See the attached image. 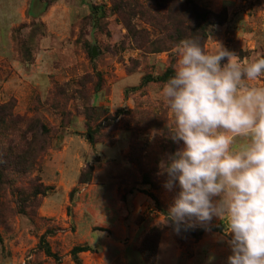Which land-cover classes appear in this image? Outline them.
Here are the masks:
<instances>
[{
  "label": "rangeland",
  "instance_id": "374dc122",
  "mask_svg": "<svg viewBox=\"0 0 264 264\" xmlns=\"http://www.w3.org/2000/svg\"><path fill=\"white\" fill-rule=\"evenodd\" d=\"M193 1L228 12L205 51L264 57V0ZM132 38L112 0H0V264H76L79 245L94 251L80 254L81 264H147L148 238L155 264H226L223 221L180 234L169 223L179 187H163V165L183 142L171 137L164 83L139 86L177 55ZM250 83L264 87V78ZM82 174L91 182L80 184ZM221 225L224 232L211 229ZM43 239L59 260L46 256Z\"/></svg>",
  "mask_w": 264,
  "mask_h": 264
},
{
  "label": "clouds",
  "instance_id": "9594fccd",
  "mask_svg": "<svg viewBox=\"0 0 264 264\" xmlns=\"http://www.w3.org/2000/svg\"><path fill=\"white\" fill-rule=\"evenodd\" d=\"M174 51V74L161 89L172 140L183 142L163 165V187H179L169 223L180 234L218 218L230 237L226 264H264V87L250 83L264 78V58L241 62L195 39ZM240 136L247 143L236 150Z\"/></svg>",
  "mask_w": 264,
  "mask_h": 264
},
{
  "label": "trees",
  "instance_id": "16d2710c",
  "mask_svg": "<svg viewBox=\"0 0 264 264\" xmlns=\"http://www.w3.org/2000/svg\"><path fill=\"white\" fill-rule=\"evenodd\" d=\"M112 5L114 13L126 24L129 34H132V39L139 43L141 49L154 48L151 50L153 53L172 52L176 45L184 39H195L205 49L211 30L217 26L225 25L228 20L227 10H222L221 12L211 11L199 6L193 0H112ZM137 20L148 25L151 31L134 25L133 21ZM142 39L145 40V43L140 42ZM175 64L176 62L173 60L166 72L161 76L152 77L149 75L144 77L139 88L149 83H165L174 74L173 69ZM167 108L161 106L159 109L161 113L158 118L161 121L164 110ZM93 112L95 115L107 114L101 107H95ZM98 118L100 119V116ZM159 119L152 118L155 122H160ZM162 131L167 130L162 129ZM94 135L91 132L88 135L91 144H94ZM168 136L162 135L163 143L166 145V151L169 154V146L171 144ZM2 165L0 161V175L3 173V170H1ZM91 180L92 174L87 175L86 179L82 174L79 183L85 185L91 182ZM73 195L74 191L71 193V200L73 199ZM211 229L215 232H224L225 227L221 225L220 227H211ZM205 230L201 229L198 232L192 230V235L194 238L200 239ZM151 239H147L149 247L146 255H144L147 264H155L151 256L155 257L156 248L155 246L152 247ZM42 244L47 257L59 260L58 254L52 251L45 239H43ZM86 252L94 251L88 245H79L72 249L71 255L76 264H81L79 255Z\"/></svg>",
  "mask_w": 264,
  "mask_h": 264
},
{
  "label": "crops",
  "instance_id": "0c3cea01",
  "mask_svg": "<svg viewBox=\"0 0 264 264\" xmlns=\"http://www.w3.org/2000/svg\"><path fill=\"white\" fill-rule=\"evenodd\" d=\"M43 21H44L45 23L47 22L46 17L43 18ZM252 86H259V85L252 84ZM240 137H242V136H240ZM236 138H238V137H236ZM236 138L234 139L233 147H234V149L239 150V149H241L243 146H245V144L247 143V138L244 137L240 143H236V142H237V141H236Z\"/></svg>",
  "mask_w": 264,
  "mask_h": 264
}]
</instances>
